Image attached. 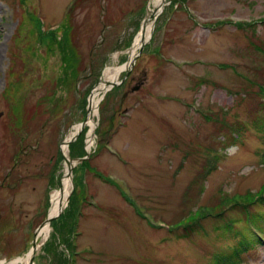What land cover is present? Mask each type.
Wrapping results in <instances>:
<instances>
[{"label":"rangeland","instance_id":"1","mask_svg":"<svg viewBox=\"0 0 264 264\" xmlns=\"http://www.w3.org/2000/svg\"><path fill=\"white\" fill-rule=\"evenodd\" d=\"M73 1L0 0L3 264H28L14 262L61 188V144L150 15L151 0H81L70 19ZM67 18L80 61L60 80L49 31ZM105 92L94 134L68 147L86 159L94 136L35 264H216L254 226L262 243L240 264H264V0H170L129 76Z\"/></svg>","mask_w":264,"mask_h":264},{"label":"bare ground","instance_id":"2","mask_svg":"<svg viewBox=\"0 0 264 264\" xmlns=\"http://www.w3.org/2000/svg\"><path fill=\"white\" fill-rule=\"evenodd\" d=\"M167 0H151L150 3V15L147 17L145 23L142 25L140 31L136 35L133 49L131 51V58L135 56V54L138 52L139 47L144 41H148L154 27V20L151 19L152 16H155L156 14L160 13L162 11V4H164ZM128 65L124 64L121 67L117 68L113 73L110 72V69L107 70V72L104 75L103 80L96 86L94 89L90 104H89V112L85 121V128L89 129V134H94L95 129L97 127V120L96 117L99 114V107L102 102V95L103 93L111 87V85H106V82H117L119 79V76L121 72H123L125 69H127ZM82 127L81 123H77L72 128L70 134L67 136V140L69 141L74 135L77 134L78 130ZM66 157L68 160H70V157L67 153V150H65ZM71 165L74 167L76 165L75 161H71ZM70 164L68 161L65 163V169L63 173V177L61 180V188H58L53 193L52 199H51V207L49 210L48 217L53 218L60 214V212L65 208L67 204V200L69 198V195L72 191V175L70 174ZM51 231V225L49 222H46L45 225L38 231V237L37 240L44 237L45 239L48 237L49 233ZM248 234V233H247ZM246 234V235H247ZM32 253V249L29 250V252L25 255V257H20L15 260L14 263L18 262H28L30 260ZM19 264V263H18Z\"/></svg>","mask_w":264,"mask_h":264},{"label":"trees","instance_id":"3","mask_svg":"<svg viewBox=\"0 0 264 264\" xmlns=\"http://www.w3.org/2000/svg\"><path fill=\"white\" fill-rule=\"evenodd\" d=\"M81 0H74L73 4L70 7V11L67 13L68 17H72L73 14V9L75 8V6L78 4H80ZM68 21V22H67ZM67 21L62 22V24L56 28V29H50V35H51V43L50 46L52 48H56L59 50V53L61 55V59H62V75L60 76V80L61 79H66L69 80L70 78H74L76 79L78 72L75 70L77 69V65L78 62L80 61V58L78 56L77 50L75 49V47L73 46L72 43V34L75 35V30L74 27L72 28V25L69 21V19L67 18ZM60 27L65 28L67 33L62 36V37H57L55 35V31L57 29H59ZM34 31L31 32V38H27L26 41H24V39L22 38V42L25 44H28L25 48V53L26 54H30L29 51L31 52L34 47H31L33 44V37L35 34H33ZM40 39L43 40L44 38H46L45 35H39ZM18 40H21V37H17L15 39V42ZM16 47H19V45H17ZM15 55V53H14ZM15 57H19L18 56V52L16 53ZM18 59V58H17ZM17 59L15 60L18 64ZM14 61V65H13V69L14 71L12 72L13 75L18 76L19 80V76L20 73L15 71V68L17 66V64ZM74 73V74H73ZM16 80V81H17ZM61 83V82H60ZM20 107L23 108V104L20 105V103L18 104V108L20 109ZM81 141V139H78L77 141ZM71 151H72V147L73 145L71 144ZM72 203V200H71ZM63 215V214H62ZM61 215V216H62ZM258 221V220H257ZM245 239H242V241L240 242V244L234 248H232L230 251L227 252H222L219 253L218 259L216 260V264H240L243 260L242 255L245 254L247 251H249L250 248H252L253 246H257L259 244L262 243V241L260 239H258L256 236L252 235L251 233H248V236L245 235L244 236Z\"/></svg>","mask_w":264,"mask_h":264},{"label":"water","instance_id":"4","mask_svg":"<svg viewBox=\"0 0 264 264\" xmlns=\"http://www.w3.org/2000/svg\"><path fill=\"white\" fill-rule=\"evenodd\" d=\"M169 2H170V0H167L164 4H162V11H161L160 13L156 14L155 16H152L151 19H153L154 21H156V19L158 18V16L163 12V10H164V8H165V5L168 4ZM147 42H148V41H144V42L141 44V46L139 47V50H138V52L135 54V56L132 57V58H130V59L128 60V62L125 63L126 65H128V67H127V69H125V70H126V74H125L123 80H121L120 82H115V83H114V82H112V83H110V82H106V85H108V86H109V85H111V86H117V85H119V84H121V83H123V82L125 81V79H126V78L129 76V74L131 73L133 67L135 66L136 61H137V58H138V56L142 53V51H143V49H144V47H145V45H146ZM142 83H143V82H141L140 85H137V86L134 88V90L139 89V87L142 85ZM109 89H111V87H109L108 90H109ZM106 91H107V90H106ZM105 94H106V92L104 93V95H105ZM103 98H104V96H103ZM88 112H89V107H88ZM85 121H86V119H85L84 121L81 122L82 127L78 130L77 134L74 135V136L72 137V139H71L69 142H67V141L65 140L63 143L70 144L71 142L75 141V140L79 137V135L81 134L82 130L84 129V127H85ZM62 154H63V157H64L65 161H68L69 164H70V169H69L70 174L72 173V170H73V166L71 165V161H75V163L77 164L78 162H81L83 159H85V158H78V159H73V158H71L70 160H68L67 157L65 156V154H64L63 152H62ZM68 200H69V198H68ZM63 211H64V209L60 212V214H58L57 216H55V217H53V218H49V217H47V218L44 220V222H43L42 224H40V226L37 228L36 233H35V236H34V242H33V245H32V256H31V260H30V263H29V264H34V261H35V255H36V252H37V246H38V245H37L38 231H39V230L45 225L46 222L51 223L54 219H56L57 217H59Z\"/></svg>","mask_w":264,"mask_h":264}]
</instances>
